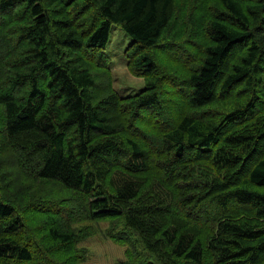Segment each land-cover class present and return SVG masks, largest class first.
Segmentation results:
<instances>
[{
    "label": "trees",
    "instance_id": "obj_1",
    "mask_svg": "<svg viewBox=\"0 0 264 264\" xmlns=\"http://www.w3.org/2000/svg\"><path fill=\"white\" fill-rule=\"evenodd\" d=\"M185 1L191 32L180 1L0 0V264H80L75 244L102 220L117 264H264V0ZM115 26L144 78L117 103ZM160 47L184 83L159 72ZM151 164L144 195L134 175Z\"/></svg>",
    "mask_w": 264,
    "mask_h": 264
},
{
    "label": "rangeland",
    "instance_id": "obj_2",
    "mask_svg": "<svg viewBox=\"0 0 264 264\" xmlns=\"http://www.w3.org/2000/svg\"><path fill=\"white\" fill-rule=\"evenodd\" d=\"M175 2L180 1V5L176 4L174 7V12L177 13L179 9H182L179 13L182 16V21L186 23V27L188 31L191 32L193 22V18L191 15L187 14L185 9L189 8L187 7V4L189 5V1L185 0H174ZM173 28V27H172ZM202 31V29H201ZM188 34H186L187 36ZM170 38V36H168ZM131 39L128 35H126L118 26H115L112 30L110 41L107 44L106 49V59L105 61V71L106 78H107V90L111 93L115 94L114 102L117 103L121 99L129 96L138 94L144 89V78L142 76H138L134 74L129 66L127 65V60L125 57V49L130 43ZM184 39H168L166 40L165 44L166 46H172L174 45L180 55L183 58H191V50L185 51V48H190L189 44ZM189 45V46H188ZM161 54L158 55L159 61L162 64L160 73H163L165 68L163 66L173 68L176 71H178L176 68L179 69L177 72V76L182 80L184 78L183 73L180 70H187L181 66L177 67L175 62L172 60V57L169 55V53L162 47H160ZM189 52V53H188ZM103 61V62H104ZM100 63V64H103ZM96 67L94 68V70ZM101 70L96 72V77L94 76V79L98 77V73ZM108 74H107V72ZM171 73V72H170ZM109 75V76H108ZM171 75H174L171 73ZM99 78V77H98ZM184 83V81H183ZM106 90L103 89V91H100L99 94L104 93ZM107 91V92H108ZM167 99L169 97L167 96ZM98 107L100 108V115H106L109 116L108 109H111V104H109L107 109H102L103 102L98 100ZM96 104V106H97ZM176 104L178 102L176 101ZM104 110V111H103ZM189 111V110H188ZM165 117L163 119L162 117V125L161 128L164 126V122L170 126L171 122L173 121L170 117V113L164 108ZM20 176L19 178H21ZM110 177V176H109ZM121 173H117L112 176L113 180H116V178H120ZM134 179L136 180L139 190L141 194L147 195L148 190L153 186H159V172L158 167L151 164L147 171L142 173H137L134 175ZM170 187L166 188V186H162L158 191L165 192L166 194L170 195ZM47 197L49 198L50 195H53V197H59L65 194V191L63 190L62 186L59 184H51L47 186V192L45 193ZM161 208L164 210V212L168 211V209L161 204ZM170 220V219H169ZM171 221V220H170ZM87 224L91 225L94 229V232L90 234L87 238H83L80 241H78L75 244V247L77 250L81 252H85L87 254L86 257L80 264H117L118 261H123L125 257H127V254H124L125 247L119 244L116 241L111 240L106 236L104 233V230L108 226V221L102 220V221H95V222H86ZM72 258L73 257H79L78 252H72L71 253Z\"/></svg>",
    "mask_w": 264,
    "mask_h": 264
}]
</instances>
